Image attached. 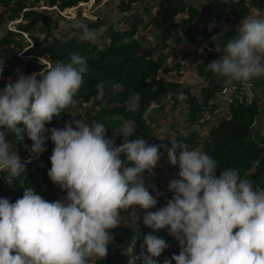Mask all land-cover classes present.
Segmentation results:
<instances>
[{"label": "clouds", "instance_id": "obj_1", "mask_svg": "<svg viewBox=\"0 0 264 264\" xmlns=\"http://www.w3.org/2000/svg\"><path fill=\"white\" fill-rule=\"evenodd\" d=\"M72 27L80 30L82 40L98 43L100 34L86 24L74 22ZM221 36L213 37L220 56L206 71L227 82L264 77V16L243 17L223 45L217 42ZM3 66L0 63V73ZM88 71L86 58L73 53L67 62L20 74L0 89V128L18 141L25 136L32 141L30 149L24 145L30 160L46 150L47 139L54 142L48 176L66 191L63 200L51 202L32 186L24 187L15 202L0 198V264H89L93 258L104 259L113 240L111 230L121 224V212L130 208L136 222L142 219L154 232L166 229L178 240L179 254L163 264H264V188L242 179L238 170L227 168L217 176L219 165L210 155L171 140L168 161L179 169L178 178L167 186L173 196L166 206L150 211L158 201L148 191L155 186L146 187L145 171L157 166L161 145L132 139L134 121L114 130L123 138L119 146L106 136L104 123L75 119L62 129H46L54 116L75 103ZM96 88L97 99L103 100V82ZM177 97L187 99L183 91ZM139 106L140 95L133 93L127 108L135 112ZM6 135L0 130V172L7 173L5 182L12 186L26 166L10 150ZM137 209L144 210L142 217ZM140 236L133 234L123 250L129 264H158L155 258L168 244L153 233L144 234L140 247L146 251L133 256Z\"/></svg>", "mask_w": 264, "mask_h": 264}, {"label": "trees", "instance_id": "obj_2", "mask_svg": "<svg viewBox=\"0 0 264 264\" xmlns=\"http://www.w3.org/2000/svg\"><path fill=\"white\" fill-rule=\"evenodd\" d=\"M89 1L0 0V28L18 21L13 30L5 29L0 37V63L4 62L3 72L0 73V89L10 81L17 80L20 74L39 73L45 65L55 64L58 60L67 62L71 54L79 53L88 63L89 71L84 77V83L74 97L75 103L59 116H54L46 124V129H62L67 122L81 119L84 114L90 113V110L83 112L82 106L90 104V109L98 108L95 113L97 121L106 125V136L114 139L116 146L123 142V138L114 135V130L128 121H134L136 132L132 139L139 137L149 145H161L160 161L170 163L165 152L172 146L171 136L154 132L158 128L157 113L167 107L180 114V126L174 131L175 140L188 150L201 146V151L218 162L217 176L224 169L234 168L239 171L242 179H252L254 186L264 188V106L258 105L256 101L250 104L233 101L227 104L225 112L214 114V110L222 105L219 98L221 91L230 82L224 77L218 79L210 70H205L208 63L220 56L215 50L213 37L224 34L217 42L225 44L235 34L243 17L253 16L255 11L258 14L264 12V0H215L208 6H201L193 0H122L116 20H106L99 13L96 19L78 14L80 23L100 34L98 43L82 40L80 30L73 27L60 36L55 35L50 28L48 16L33 10L42 5L55 7L54 11H62ZM100 1L94 0V3ZM135 2L143 6L141 11L133 8ZM222 20L225 21V28L220 25ZM150 25L152 32L158 31L160 40L153 45H144L140 32ZM23 34H27L33 44L19 55ZM201 41H205L207 46L193 70L200 82L195 87L182 88L179 84L182 74L180 66L175 59L168 60L169 54L164 50L184 43L198 45ZM196 51L194 46L193 50L189 48L188 52H183L190 65ZM41 57L46 63L36 64L35 61ZM100 82L104 84L103 100L97 99L96 85ZM180 91L186 94V100L178 99L177 93ZM133 93L140 95V106L135 112L127 108L128 98ZM206 114H210V118H205ZM19 126L23 127L22 124ZM0 130L7 133L6 137H14L6 128ZM45 135L50 136V133L45 132ZM22 142L23 149L18 154L26 166V173H22L10 186L5 182L7 173L0 172V198L15 202L22 197L24 187L32 186L37 194L49 202L63 200L66 191L54 184L48 176L54 142L47 139L44 145L46 150L31 160L32 154L24 145L30 149L32 141L25 136ZM177 151L179 153L180 150ZM147 176L149 178L146 170V180ZM163 179V176L148 179L146 187L155 186ZM152 189L148 187V191ZM172 196L170 192L158 198L157 205L149 210L156 211L166 206ZM139 233L141 236L132 254L137 257L146 251V248L140 247L144 234L153 233L165 241L176 239L166 229L154 232L143 225L140 219L120 232H117V227L112 229L113 240L108 246V255L104 259L93 258L89 264H129L130 257L123 250L130 237ZM165 258L162 252L155 259L158 264H163ZM172 264L175 262L172 261Z\"/></svg>", "mask_w": 264, "mask_h": 264}, {"label": "rangeland", "instance_id": "obj_3", "mask_svg": "<svg viewBox=\"0 0 264 264\" xmlns=\"http://www.w3.org/2000/svg\"><path fill=\"white\" fill-rule=\"evenodd\" d=\"M121 1L122 0H108L104 2L103 4L101 1L99 3L91 2L87 4H82L76 7L67 8L59 12L54 11L55 7L47 8L46 6H42V5L34 7L33 10L47 15L48 18L50 19V28L52 29L53 33L57 36H60L64 34L65 32H67L72 27V24L74 22H79L78 14H80V16L88 17L91 19H96L97 18L96 14L99 13L100 17H103L106 20H109V19L114 20L116 18V14H118L120 11L119 5ZM144 2H148V0H144ZM133 8L141 11L143 9V6L139 2H135L133 4ZM257 14L258 12L255 11L254 15H257ZM259 15L264 16V12L259 13ZM230 16L231 15L229 14V17ZM179 18L180 16L178 17V19ZM229 19L231 20V17ZM224 22H225L224 20L220 21V25L222 28H225ZM10 23H8L10 25L7 24L3 26L2 28H0V37L3 35L5 29L13 30L15 28L14 22H10ZM239 25L240 24H238L237 27ZM151 28L152 26L150 25L146 29H143L140 32V35L143 37L142 42L144 45H153L156 42H159L160 40L158 31L152 32ZM20 40L22 43V48L20 49L18 54L22 55L23 51L28 49L33 44V40L29 38L27 34H23ZM194 46H196L197 51L195 54H193V57H192L193 61H191L192 63L190 65L189 61L185 60L183 56V52H188L189 48L190 50H193ZM206 46H207L206 42L201 41L198 45H195L193 43L192 44L184 43L183 45H180L179 47H174L173 49H170V50L167 48L164 50L166 54H169L168 60L175 59L176 63H178L180 66L179 70L182 74L179 77V84H181L182 88L185 86L195 87L196 84L200 82V78L196 75V73H194L193 70L195 69V66L197 64L196 62L204 55ZM45 62H46L45 59L42 57L39 60L35 61L36 64H44ZM262 79L264 81V77L256 78L255 82L257 81V83L260 84ZM262 101H264V96L261 98L260 102L258 103L260 104ZM90 106H91L90 104H88L87 107L82 106L83 112L84 110H88V111L90 110V113L84 114L80 120H84L85 122H88L90 124L98 123L97 115L95 114L98 108L95 107L94 109H90ZM179 117H180V114H178L177 112H174L170 108H167V107L163 108L160 112L157 113L158 128L154 129L155 130L154 132H161V133L163 132L166 135L171 136V140H175L174 131L176 130V128H179L180 126V122L178 120ZM73 127H75V125H73ZM6 139L9 142L11 151L18 153L23 149L22 141L16 140L15 137H6ZM169 148H167L165 152L166 159H168L167 150ZM195 149L201 150L202 147L198 146ZM178 154L179 153L177 151V155ZM18 155L20 156V154ZM170 168L178 169L177 166H173L170 163H167L166 160L165 162L159 160L157 162V166L151 172H148L149 178L148 176L147 178L156 179L160 176L164 177L165 175L164 172L168 171V169ZM148 179L146 181H148ZM131 211L132 209L130 208L127 211L121 212V224L117 227V232H120L125 227H128L132 225L134 222H136L131 216H129V213H131ZM142 211L143 210L141 209H137V212L140 216H142L144 213ZM171 250H173V254L178 255L180 252L179 244H175V243L172 244ZM164 253H165L166 258L171 259L172 254L171 252L169 253L168 248H167V252L164 250Z\"/></svg>", "mask_w": 264, "mask_h": 264}, {"label": "built area", "instance_id": "obj_4", "mask_svg": "<svg viewBox=\"0 0 264 264\" xmlns=\"http://www.w3.org/2000/svg\"><path fill=\"white\" fill-rule=\"evenodd\" d=\"M108 0H101L102 4ZM195 3H199L201 6H208L215 0H193ZM94 2V0H91L89 2H81L77 6L82 5V4H87ZM59 12V11H57ZM14 24L15 22L18 21H13ZM12 24V23H10ZM8 24V25H10ZM46 63V62H45ZM264 96V81L263 79L261 80L260 84L255 82V80H250L246 83H242L239 81H232L230 83H227L220 95V99L222 100V105L218 107L217 109L214 110V114L222 113L226 111L227 104L236 101L237 103H247L250 104L253 101H256L258 105L264 106V101H262L260 104L261 98ZM205 118H210V114H206ZM65 126V125H64ZM64 128V127H63ZM61 129V128H58ZM29 161V160H26ZM178 169H168V171L164 172V179L160 181L159 184L155 185V189L150 190V194H152L156 199L167 196L171 191L168 190V182L171 179L178 178ZM160 176V175H159ZM157 192L160 193V195H157ZM168 244V251L171 252V245L172 244H179L178 240H169L166 241ZM166 248V250H167Z\"/></svg>", "mask_w": 264, "mask_h": 264}]
</instances>
